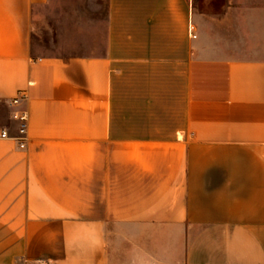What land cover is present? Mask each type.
Listing matches in <instances>:
<instances>
[{"label":"crops","instance_id":"0c3cea01","mask_svg":"<svg viewBox=\"0 0 264 264\" xmlns=\"http://www.w3.org/2000/svg\"><path fill=\"white\" fill-rule=\"evenodd\" d=\"M0 127V264H264V0H0Z\"/></svg>","mask_w":264,"mask_h":264},{"label":"built area","instance_id":"2783aa9c","mask_svg":"<svg viewBox=\"0 0 264 264\" xmlns=\"http://www.w3.org/2000/svg\"><path fill=\"white\" fill-rule=\"evenodd\" d=\"M189 31L192 37H196L195 34V26L191 23L189 26ZM27 98L26 93H22L20 96L15 97L10 100L11 105H18L22 100ZM13 118L18 121V131L20 137L19 139V147L24 148L26 146V139L28 133V121L29 116L28 112L23 109L16 110L13 114ZM10 138V132L7 127H0V139Z\"/></svg>","mask_w":264,"mask_h":264}]
</instances>
